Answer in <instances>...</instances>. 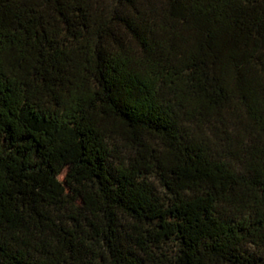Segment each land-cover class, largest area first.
<instances>
[{
  "label": "trees",
  "instance_id": "obj_1",
  "mask_svg": "<svg viewBox=\"0 0 264 264\" xmlns=\"http://www.w3.org/2000/svg\"><path fill=\"white\" fill-rule=\"evenodd\" d=\"M0 264H264V0H0Z\"/></svg>",
  "mask_w": 264,
  "mask_h": 264
},
{
  "label": "rangeland",
  "instance_id": "obj_2",
  "mask_svg": "<svg viewBox=\"0 0 264 264\" xmlns=\"http://www.w3.org/2000/svg\"><path fill=\"white\" fill-rule=\"evenodd\" d=\"M122 235H123L122 239L125 240V238H127V236H124V234H122ZM128 249H130L131 251H136L133 247H129ZM242 250L245 251L246 253H251V254L256 253L255 247L251 244L244 245L242 247Z\"/></svg>",
  "mask_w": 264,
  "mask_h": 264
}]
</instances>
